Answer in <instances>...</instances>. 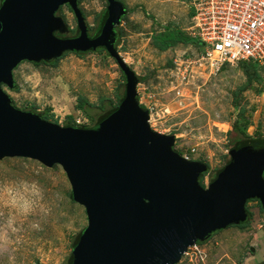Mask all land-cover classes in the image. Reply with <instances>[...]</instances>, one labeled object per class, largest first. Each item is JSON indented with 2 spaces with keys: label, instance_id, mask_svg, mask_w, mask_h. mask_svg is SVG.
Here are the masks:
<instances>
[{
  "label": "water",
  "instance_id": "95a60500",
  "mask_svg": "<svg viewBox=\"0 0 264 264\" xmlns=\"http://www.w3.org/2000/svg\"><path fill=\"white\" fill-rule=\"evenodd\" d=\"M104 1L100 29L89 37L77 0H0V158L63 170L86 217L68 264H173L188 245L242 222L247 200L264 208V140L230 147L225 165L200 186L205 163L181 156L172 149L173 135L149 127L137 78L113 45L125 6ZM62 5L75 19L72 35L56 14ZM98 47L115 60L124 88L116 109L95 125L52 123L13 106L1 88L12 87V70L22 61Z\"/></svg>",
  "mask_w": 264,
  "mask_h": 264
},
{
  "label": "rangeland",
  "instance_id": "374dc122",
  "mask_svg": "<svg viewBox=\"0 0 264 264\" xmlns=\"http://www.w3.org/2000/svg\"><path fill=\"white\" fill-rule=\"evenodd\" d=\"M119 1L126 12L114 26L119 34L115 49L137 77V100L149 113V127L173 135L172 149L181 156L206 164V187L227 162V132L237 115L249 119L245 134L264 138V68L246 74L236 64L210 68L198 60L192 43L158 47L153 37L164 25L188 34L191 0ZM105 5L104 0L78 1L89 35ZM56 14L75 28L66 5ZM12 78L16 90L1 85L12 105L31 112L48 108L46 120L60 126L67 116L91 126L75 107L77 98L92 104L87 113L94 115L100 107L114 105L124 88L122 72L105 50L66 52L54 64L22 61ZM245 208L249 221L216 231L202 242L205 256L196 264H255L264 258V210L257 200L247 201ZM85 224L84 209L72 200L59 165L0 158V264H68L71 243Z\"/></svg>",
  "mask_w": 264,
  "mask_h": 264
},
{
  "label": "built area",
  "instance_id": "2783aa9c",
  "mask_svg": "<svg viewBox=\"0 0 264 264\" xmlns=\"http://www.w3.org/2000/svg\"><path fill=\"white\" fill-rule=\"evenodd\" d=\"M188 29L208 67L252 61L264 68V0H191ZM200 244L188 245L173 264L202 261Z\"/></svg>",
  "mask_w": 264,
  "mask_h": 264
},
{
  "label": "trees",
  "instance_id": "16d2710c",
  "mask_svg": "<svg viewBox=\"0 0 264 264\" xmlns=\"http://www.w3.org/2000/svg\"><path fill=\"white\" fill-rule=\"evenodd\" d=\"M78 1L79 0H77V2ZM190 14H191V10H190ZM104 16H105V9L103 10V13L100 16V19L98 21L96 29L93 31V33L90 36H94V35H96L98 33V30L100 29V26H101V23H102V21L104 19ZM123 16L124 15H122L120 17V20L122 19ZM162 28H163V31L160 32L158 35L153 37L154 41L158 44V47H160L161 49H166L167 47H169V46H171L173 44H176V43H192V44H195L196 47L198 48V46H199L198 45V41L196 40L195 37L190 36L189 34H185L184 32L178 30L177 28H175V27H173L171 25H164V26H162ZM69 32H73V29H69ZM114 33L116 35V37L114 39V42H113V45L115 47L116 42H117L118 37H119L118 31L115 29V27H114ZM98 50H104V49L98 47L95 50H88L86 52L98 51ZM65 53L66 52L62 53L61 56L63 54H65ZM73 53L80 55V54L85 53V52H73ZM57 59L58 58L51 59V60H48V61H40V62H32V63H35V64H38V63L54 64ZM236 65H239L240 67H242L243 72L245 74L247 73L248 69L257 70L258 68H263L262 66L258 65L256 62H252V61H240ZM122 76H123V73H122ZM10 89L16 90L17 86L15 84H13ZM122 94H123V92H122ZM122 94L117 98L116 103L114 105H110L108 108H106L104 110H102V107H100V111L95 113L94 115L87 113V108L92 107V104H90L86 99H84L82 97H78L77 98L75 107L78 110H80L81 112H83L85 114V116L90 121H92V125H95V124L99 123L101 120H103L105 117H107L109 114H111L116 109V106H117L118 102L121 100ZM136 98H137V95H136ZM139 105H140L141 108H145L142 104H139ZM33 113H37V114L40 115L41 118L46 119L49 111H48V108H46L43 112H33ZM240 113L241 112H239V114ZM248 123H249V119L248 118L242 119L238 115L232 120L231 127L228 130V132H227L228 135L230 136L231 147L237 148V147H239L241 145H244V144H247V143L258 142V141L264 140V138H252L249 135L244 133V128L248 125ZM69 125H77L78 126L79 124H76L72 120L71 116H67V121L65 122L64 126H69ZM78 127H85V126L79 125ZM218 171H219V169L216 170L215 174ZM203 174L204 173H201L198 176V182H199L200 186H202V187L204 186L203 183H202ZM262 174L264 175V172ZM249 200H257V199L252 198V199H249ZM249 200H247V201H249ZM258 205H259V207L262 210H264V208H262L260 206L259 202H258ZM245 212H246L245 219L242 222H240L239 224H237V226H242V225L246 224L249 221L251 213L246 208H245ZM229 226H231V225H229ZM219 230L220 229L211 232L203 240L196 241V242L202 243V242L206 241L213 233H215L216 231H219ZM79 232L77 233L76 237L72 241L71 247L74 245ZM69 260H70V255H69V258H68V262H69Z\"/></svg>",
  "mask_w": 264,
  "mask_h": 264
},
{
  "label": "crops",
  "instance_id": "0c3cea01",
  "mask_svg": "<svg viewBox=\"0 0 264 264\" xmlns=\"http://www.w3.org/2000/svg\"><path fill=\"white\" fill-rule=\"evenodd\" d=\"M225 228H226V227H225ZM222 229H224V228H222ZM222 229H220V230H222ZM213 234H214V233H213ZM213 234H212V235H213ZM212 235H211V236H212ZM209 238H210V237H209ZM209 238H208V239H209ZM250 249H251V248H250ZM258 261H259V260H258ZM258 261H256V263H255V264H258V263H257ZM259 262H260V264L264 263V258H263V259H261V261H259ZM253 264H254V263H253Z\"/></svg>",
  "mask_w": 264,
  "mask_h": 264
},
{
  "label": "flooded vegetation",
  "instance_id": "af4514ba",
  "mask_svg": "<svg viewBox=\"0 0 264 264\" xmlns=\"http://www.w3.org/2000/svg\"><path fill=\"white\" fill-rule=\"evenodd\" d=\"M68 8V7H67ZM71 29V28H70ZM75 29V28H74ZM74 29H73V32H68V34L67 35H72L73 33H74ZM87 35L89 36V37H92V36H90L88 33H87ZM86 52V51H85Z\"/></svg>",
  "mask_w": 264,
  "mask_h": 264
},
{
  "label": "clouds",
  "instance_id": "9594fccd",
  "mask_svg": "<svg viewBox=\"0 0 264 264\" xmlns=\"http://www.w3.org/2000/svg\"><path fill=\"white\" fill-rule=\"evenodd\" d=\"M77 124V123H76ZM77 126V125H76Z\"/></svg>",
  "mask_w": 264,
  "mask_h": 264
}]
</instances>
